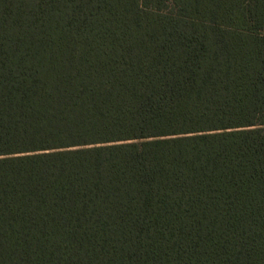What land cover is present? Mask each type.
Masks as SVG:
<instances>
[{"label":"trees","instance_id":"trees-1","mask_svg":"<svg viewBox=\"0 0 264 264\" xmlns=\"http://www.w3.org/2000/svg\"><path fill=\"white\" fill-rule=\"evenodd\" d=\"M0 264H264V0H0Z\"/></svg>","mask_w":264,"mask_h":264}]
</instances>
